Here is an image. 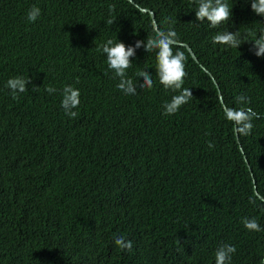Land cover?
Wrapping results in <instances>:
<instances>
[{
  "label": "trees",
  "instance_id": "1",
  "mask_svg": "<svg viewBox=\"0 0 264 264\" xmlns=\"http://www.w3.org/2000/svg\"><path fill=\"white\" fill-rule=\"evenodd\" d=\"M131 1L0 0V264H215L223 244L236 248L231 264L264 260V230L243 224L264 229V57L253 44L264 16L251 0H224L232 18L214 29L197 20L198 0ZM151 13L198 60L173 48L185 54L193 98L172 115L163 105L178 93L146 51ZM224 31H239L240 48L213 43ZM109 39L135 49L136 95L117 87ZM141 71L152 87L139 86ZM15 77L31 83L13 99ZM65 86L80 92L75 118L61 107ZM224 106L253 109L250 135L237 136Z\"/></svg>",
  "mask_w": 264,
  "mask_h": 264
},
{
  "label": "clouds",
  "instance_id": "2",
  "mask_svg": "<svg viewBox=\"0 0 264 264\" xmlns=\"http://www.w3.org/2000/svg\"><path fill=\"white\" fill-rule=\"evenodd\" d=\"M251 8L256 15L264 16V0H251ZM40 15L41 9L33 5L27 13V20L34 23ZM195 15L198 21L203 23L206 20L210 26L215 29L232 18V9L229 8V5L225 3L224 0H198V8L195 11ZM108 23L111 24L113 21L109 20ZM213 43L226 45L231 48H240L242 39L239 31L235 33L224 31L213 36ZM253 44L255 48L259 49L255 54L259 57H264V35L255 39ZM178 45L177 33L171 29L163 31L157 28L155 29V36L148 37L147 40L146 51L149 53L156 50V70L160 84L163 85L166 90L171 89L178 93L172 97L170 102L163 105L165 109L164 115L177 113L183 105L187 104L193 98L192 91L189 88L183 87L187 77V72L185 70V54L180 51L173 52V48ZM142 46H144L143 42L138 41L136 47L139 48ZM102 51L106 54L109 68L114 71L116 77H119L120 82L117 87L125 95H136V88L138 85L134 84L133 80L127 77V70L132 67L130 57L134 55L135 49L126 47L125 44L121 42L114 43L113 40L109 39L102 46ZM138 75L143 80V83L139 86L152 87L153 80L147 71H141ZM30 83L31 80L29 78L15 77L9 79L6 86L12 91L13 99H16L18 94L25 93L28 90L27 86ZM218 90L219 94H221L219 86ZM46 91L52 94L56 92V89L48 87ZM236 100L242 105L245 104V102L248 104L251 103L250 99L244 95L236 97ZM222 104L224 105V103ZM79 105V90L72 86H65L62 90L61 100V107L65 113L71 118L77 117L78 112L73 111V109H76ZM224 113L226 119L233 122L237 136L238 133L244 136L251 134V130L254 126L252 121L254 118H257V114L251 107L236 109L224 106ZM213 146L214 145L209 143V148ZM242 153H244L243 149ZM250 203H254V201L250 200ZM243 224L249 231L259 232L264 230L255 218H245ZM114 242L122 251H127L129 253L133 251L132 241L126 240L122 235L115 236ZM235 252L236 248L232 245L223 244L219 246L215 252V264H231L232 255ZM261 264H264V260L261 261Z\"/></svg>",
  "mask_w": 264,
  "mask_h": 264
},
{
  "label": "water",
  "instance_id": "3",
  "mask_svg": "<svg viewBox=\"0 0 264 264\" xmlns=\"http://www.w3.org/2000/svg\"><path fill=\"white\" fill-rule=\"evenodd\" d=\"M130 1H131V0H130ZM131 2H132V1H131ZM143 11H144V12H147V10H145V9H143ZM151 16H152V19H153V22H154L155 29H157V28H158V24H157V22H156L155 14H154V13H151ZM179 45L186 47L187 50L189 51V53H190V54L192 55V57L194 58V60H195V61H198L196 55H195L194 52H193V50H192L188 45H185V44H179ZM206 72L209 73L207 70H206ZM209 74H210V73H209ZM210 76L213 78V76H212L211 74H210ZM214 82H215V84L217 85L216 81H214ZM217 88H218V86H217ZM220 98H221V102L224 103L221 94H220ZM256 195H257L258 197H260V195H259V193H258V191H257V188H256ZM260 199H261L262 201H264V198H263V197H260Z\"/></svg>",
  "mask_w": 264,
  "mask_h": 264
}]
</instances>
